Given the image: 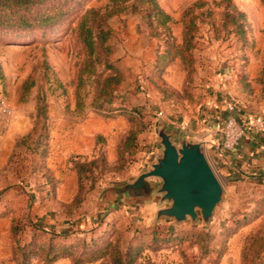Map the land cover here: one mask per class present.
<instances>
[{
	"label": "rangeland",
	"instance_id": "374dc122",
	"mask_svg": "<svg viewBox=\"0 0 264 264\" xmlns=\"http://www.w3.org/2000/svg\"><path fill=\"white\" fill-rule=\"evenodd\" d=\"M157 2L171 17L167 29L148 27L145 6L133 2L104 22L107 64L121 72L109 104L97 90L111 72L103 51L87 55L77 37L82 16L93 10L97 20L111 9L107 0H53L29 14L64 13L52 23L0 24V95L12 108L0 137V264H111L109 256L91 259L107 244L133 254L134 264H264V185L226 182L205 146L223 187L207 222L157 217L170 206L159 195L123 204L103 193L147 171L161 150V126L175 144L198 141L195 127L206 124L213 100L225 102L228 116L263 107L264 0ZM234 12L245 15L244 39L226 16ZM131 130L135 147L122 154ZM94 140V152L64 155L88 152ZM96 157L74 205L72 159Z\"/></svg>",
	"mask_w": 264,
	"mask_h": 264
},
{
	"label": "water",
	"instance_id": "95a60500",
	"mask_svg": "<svg viewBox=\"0 0 264 264\" xmlns=\"http://www.w3.org/2000/svg\"><path fill=\"white\" fill-rule=\"evenodd\" d=\"M157 136L161 150L147 171L131 182L105 189L104 195L121 197L125 204L159 195L170 206L159 210L157 217L175 222L200 217L207 222L222 199L223 187L206 158L204 144L187 137L175 144L174 135L165 125L158 129Z\"/></svg>",
	"mask_w": 264,
	"mask_h": 264
},
{
	"label": "trees",
	"instance_id": "16d2710c",
	"mask_svg": "<svg viewBox=\"0 0 264 264\" xmlns=\"http://www.w3.org/2000/svg\"><path fill=\"white\" fill-rule=\"evenodd\" d=\"M53 0H0V24L8 25V26H18V27H31V21L34 23H39V25H46L52 23L58 18H62L64 13L58 12L56 14H46L39 20L36 18H32L31 10L36 7L46 5ZM108 3L112 6L111 9L106 12L103 16H99L97 20L90 18V16L95 15L93 10L87 11L81 18L78 29H77V37L82 43L87 55L93 56L97 50H102L104 55V62L107 70L111 72L105 75L101 80L97 82V90L98 97L102 96L106 99V103H112V94L116 91V87L119 86L121 82V72L118 69H114L111 65L107 64V56L110 53V47L106 45V41L108 38L109 30L105 29V21L113 15L119 14L126 8V4L129 2L140 3L144 5V16L146 19V23L148 27L154 25L161 28H168L171 17L161 8L158 4L157 0H107ZM229 4V0H223ZM132 9H135V5H132ZM226 16L231 18L232 23L236 26V31L239 34L241 39H244L245 31L243 23H239V19H245V15L242 12H234L232 16L226 14ZM186 45V49L191 48V43L187 40L184 42ZM83 72L79 73V82L82 80ZM136 140V132L131 130L129 131L123 142L121 152L123 153H132L130 150L135 147ZM100 160L96 157L92 161L88 162V164L84 161H80L78 158L72 159L73 168L75 170L77 176V195L73 200V204L76 205L81 201V195L84 191L83 180L89 179L86 177L85 173H92V170H89L92 166L96 165ZM89 166V168H87ZM85 174V176H84ZM91 185V184H90ZM92 186V185H91ZM90 186V188H91ZM162 232L163 229L152 230ZM207 236V234L198 233V236ZM200 237V236H199ZM257 235H253L249 239V243L255 241ZM152 241L155 243V239ZM166 241L162 239V242ZM264 251V248L263 250ZM92 260L98 259L100 257L109 256L111 259V264H134L135 256L130 254L129 252H121L115 247H111L110 244H107L104 250H95L92 253ZM74 262L83 263L86 262L81 260V258H74Z\"/></svg>",
	"mask_w": 264,
	"mask_h": 264
},
{
	"label": "crops",
	"instance_id": "0c3cea01",
	"mask_svg": "<svg viewBox=\"0 0 264 264\" xmlns=\"http://www.w3.org/2000/svg\"><path fill=\"white\" fill-rule=\"evenodd\" d=\"M209 112L206 124H197L195 127L197 130L195 138H199L198 141L204 144L207 156L217 169V173L228 183L249 180L264 185V149L262 148L264 146V132L257 136H249L231 152H223L221 149V128L224 120L228 117L225 102L213 100L212 109H209ZM249 112L245 111L243 115L257 114ZM257 115L264 117V103L261 112ZM94 149H96L95 140L88 152H71L64 155L70 157L75 153V156H79L92 153L95 151ZM73 174L77 186V176L75 172ZM122 203L125 204L123 200Z\"/></svg>",
	"mask_w": 264,
	"mask_h": 264
},
{
	"label": "built area",
	"instance_id": "2783aa9c",
	"mask_svg": "<svg viewBox=\"0 0 264 264\" xmlns=\"http://www.w3.org/2000/svg\"><path fill=\"white\" fill-rule=\"evenodd\" d=\"M228 110L232 111L233 106H228ZM11 118L12 108L0 95V137L8 131ZM221 132V149L223 152H231L249 136H257L264 132V117L257 114L230 115L224 120ZM262 148L264 149V146Z\"/></svg>",
	"mask_w": 264,
	"mask_h": 264
}]
</instances>
